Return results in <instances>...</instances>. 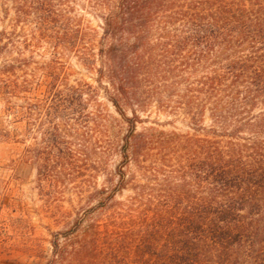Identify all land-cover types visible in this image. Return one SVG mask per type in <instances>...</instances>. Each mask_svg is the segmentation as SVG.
Returning <instances> with one entry per match:
<instances>
[{"label": "rangeland", "instance_id": "1", "mask_svg": "<svg viewBox=\"0 0 264 264\" xmlns=\"http://www.w3.org/2000/svg\"><path fill=\"white\" fill-rule=\"evenodd\" d=\"M217 1H143L131 15L120 0H0V264H141L134 252L142 216L181 182L174 140L168 146L166 139L202 137L218 125L206 109L195 118L184 110L195 101L186 82L165 91L161 79L152 82L142 71L118 111L107 97L102 56L111 42H131L137 28L157 60L179 59L168 57L175 45L183 63L196 59L193 52L213 57L195 62L189 79L213 71L221 63L216 56L263 53L254 27L235 23L209 41L214 47L183 40L190 20L183 14ZM110 18L118 20L115 36L106 35ZM74 87L81 98L54 114ZM123 114H135V132L149 137L135 160L121 155L129 125Z\"/></svg>", "mask_w": 264, "mask_h": 264}, {"label": "trees", "instance_id": "2", "mask_svg": "<svg viewBox=\"0 0 264 264\" xmlns=\"http://www.w3.org/2000/svg\"><path fill=\"white\" fill-rule=\"evenodd\" d=\"M143 1L155 2L120 0L119 7H126L125 13L132 15L141 8L137 3ZM183 15L190 19L184 32L189 36L183 40L196 41L193 48L203 41L214 47L209 41L218 38L220 32L230 31L232 27L226 28L229 23L240 25L242 30L253 26L264 48L263 0L251 4L246 0H219L201 9L191 7ZM117 22L116 18L108 19L106 35H116ZM144 31L135 29V38L129 43L111 42L101 55L105 58L103 69L111 103L122 112L120 105L130 101L142 71L152 82L161 79L165 91L186 82V92H190L187 96L193 95L195 101L184 110L191 118L208 110L218 128L209 129L202 137L188 135L181 139L174 133L176 136L171 134L172 138L166 139L168 146L174 140L181 182L169 187L171 196L150 204L151 216L143 214L135 255L141 264H238L253 259L263 264L264 107L254 110L258 104L264 105V52L216 56L221 63L213 71L196 80L189 79L196 72L190 68L195 62H207L213 57L193 52L196 59L184 57L183 63L179 46L175 45L168 57L180 56L179 59L165 63L166 56H161L157 60ZM81 92L74 87L63 93L62 104L60 101L52 107L54 114L62 112L64 102L80 99ZM134 117L135 114L125 116L129 125L120 147L124 161L138 159L149 142V137L135 132ZM210 130L220 134L212 137L208 135ZM52 136L55 142L57 134ZM56 155L64 160L62 150Z\"/></svg>", "mask_w": 264, "mask_h": 264}]
</instances>
